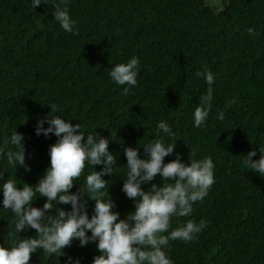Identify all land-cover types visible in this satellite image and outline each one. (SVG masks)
I'll list each match as a JSON object with an SVG mask.
<instances>
[{"label":"trees","instance_id":"trees-1","mask_svg":"<svg viewBox=\"0 0 264 264\" xmlns=\"http://www.w3.org/2000/svg\"><path fill=\"white\" fill-rule=\"evenodd\" d=\"M65 2L76 35L54 19V4L60 0L36 8L32 0H0V150H15L11 135L22 133L31 169L17 166L15 172L0 153V246L11 247L8 233L14 232L15 222L11 210L3 208L2 185L10 178L17 187H35L49 167V147L57 138L37 136L35 127L55 104L52 114L80 123L85 136L109 138L119 168L102 177L108 181L103 191H109L119 219L135 210L122 191L125 148H138L140 157L147 158L142 145L163 139L175 143L165 163L177 153L185 164L211 157L215 183L193 204L191 216L172 217L169 232L187 220H204L207 226L191 241H169L172 264H264V176L243 166L248 152L255 150L253 160H258L264 149V0H224L221 10L207 0ZM249 28L257 34L250 35ZM133 56L140 62L137 85H119L110 72ZM205 69L214 75L212 109L197 128L194 111L209 87L197 73ZM232 99L235 103L226 107ZM160 121L174 136L157 134ZM102 168L86 165L70 194ZM162 182L157 175L141 187L147 191ZM45 202L37 193L32 206L42 208ZM56 207L71 210L70 204ZM93 210L89 200V218ZM35 236L30 228L15 234L16 240ZM63 252L49 256L40 249L29 264H67L68 257L73 264H92L101 254L95 242L82 247L78 240Z\"/></svg>","mask_w":264,"mask_h":264},{"label":"clouds","instance_id":"clouds-1","mask_svg":"<svg viewBox=\"0 0 264 264\" xmlns=\"http://www.w3.org/2000/svg\"><path fill=\"white\" fill-rule=\"evenodd\" d=\"M46 0H32L36 8L45 4ZM63 4V7L61 6ZM54 19L68 33L78 34L76 22L70 17L65 0L54 4ZM41 27H43L41 25ZM250 35L257 33L248 29ZM139 58L131 57L128 62L115 65L111 78L119 85L136 86L139 72ZM209 85L207 93L202 95L194 111V126L202 127L212 109L214 75L205 69L198 72ZM127 94L128 87L123 89ZM235 103L228 100L226 107ZM51 112L38 120L35 134L45 137L54 135L57 139L49 147L50 164L39 182L33 185L23 184L17 187L16 180L8 178L2 185L3 208L11 210L15 216L14 232H9L11 247L0 246V264H29L33 253L42 249L46 255H64L63 249L70 247L73 240H78L80 246L95 242L100 255H96L92 264H172L166 249L170 240L191 241L195 235L207 226L204 220L199 223L187 220L182 225L172 229V217H188L193 213V204L202 201L215 183L214 163L211 157L191 159L187 164L181 162V155L165 163V157L173 154L175 143H165L156 139L143 144L147 158H141L138 148L124 149L127 174L123 179L122 191L134 202L135 210L119 219L120 213L113 211L116 207L111 199L108 187L102 177L116 173V156L109 151V138L96 134H85L80 123L73 125L65 121L56 112V105H49ZM219 120L223 121L225 114L218 112ZM47 123L48 127L43 125ZM163 132L174 136L172 129L165 121L157 125V134ZM25 137L14 132L10 142L15 150H8L7 164L17 170L26 165ZM261 155L253 160L256 151H250L244 156L243 166L261 177L264 176V149H259ZM194 155V153H193ZM103 165L101 171H93L86 176L85 183L76 193L70 194L74 181L79 179L86 165ZM159 175L162 184H152L145 191L141 185L147 184ZM174 181V183L172 182ZM170 182V183H169ZM46 198L42 208L33 207L34 198ZM94 201L93 215L89 218L88 201ZM71 205L70 211L56 205ZM179 223V222H178ZM26 228L36 231L35 237L16 240L15 234ZM90 231L91 236L86 233ZM167 233V235H165ZM67 264H73L68 257ZM79 264V261H75Z\"/></svg>","mask_w":264,"mask_h":264},{"label":"rangeland","instance_id":"rangeland-1","mask_svg":"<svg viewBox=\"0 0 264 264\" xmlns=\"http://www.w3.org/2000/svg\"><path fill=\"white\" fill-rule=\"evenodd\" d=\"M207 2L216 8V10H221L223 7L224 0H207Z\"/></svg>","mask_w":264,"mask_h":264}]
</instances>
